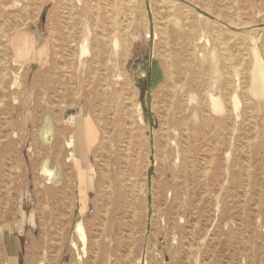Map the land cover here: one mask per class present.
Masks as SVG:
<instances>
[{
  "label": "rangeland",
  "instance_id": "rangeland-1",
  "mask_svg": "<svg viewBox=\"0 0 264 264\" xmlns=\"http://www.w3.org/2000/svg\"><path fill=\"white\" fill-rule=\"evenodd\" d=\"M258 62L264 0H0V264H264Z\"/></svg>",
  "mask_w": 264,
  "mask_h": 264
},
{
  "label": "bare ground",
  "instance_id": "bare-ground-1",
  "mask_svg": "<svg viewBox=\"0 0 264 264\" xmlns=\"http://www.w3.org/2000/svg\"><path fill=\"white\" fill-rule=\"evenodd\" d=\"M114 2H116V1H114ZM131 2V1H130ZM162 2V1H161ZM132 3V2H131ZM168 5V4H167ZM169 6H170V4H169ZM98 7V6H97ZM172 7H174V6H172ZM208 9V8H207ZM206 9V10H207ZM188 10V9H187ZM209 10V9H208ZM133 11V10H132ZM209 12V11H208ZM207 12V13H208ZM239 12V11H238ZM237 12V13H238ZM115 14H117V13H115ZM239 15V14H238ZM116 16V15H115ZM171 16H172V14H171ZM170 16V17H171ZM213 16V15H212ZM219 16V15H218ZM221 16V15H220ZM206 17V16H205ZM113 18H115V17H113ZM134 19V17H131V19ZM207 18V17H206ZM221 17H217L216 19H220ZM116 19V18H115ZM131 20V23H132V21H134V20ZM177 20V19H176ZM232 20V19H231ZM239 20V19H238ZM114 21V20H113ZM206 21V20H205ZM216 24L217 23H219V21L218 20H213ZM234 21V20H233ZM173 22V28H172V30H171V32H172V35L173 36H179V37H182L181 35H185V36H187V37H190L193 41H200L201 39H202V37L201 36H196V32L194 31V28H192V27H189V26H187V25H185V24H180L178 21H175V20H173L172 21ZM230 22H232V21H230ZM245 22H247V21H245ZM236 23H238V22H236ZM116 24V23H115ZM214 24V23H213ZM247 24V23H246ZM131 25V24H130ZM160 25V24H159ZM231 25V24H230ZM232 25H233V22H232ZM245 25V24H244ZM161 26V25H160ZM214 26H215V24H214ZM162 27V26H161ZM166 27V26H165ZM166 29V28H165ZM115 32V31H114ZM114 32L112 33V34H114ZM165 32V31H164ZM167 32V31H166ZM112 36V35H111ZM148 36H149V34H148ZM244 36V35H243ZM165 37H166V35H165ZM111 41V40H110ZM88 42V39H87V37L84 39V42H83V44H82V47L83 46H85L86 45V43ZM165 42L167 43V41L165 40ZM201 42V41H200ZM169 43V42H168ZM168 45V44H167ZM171 48V47H170ZM84 51H86L85 50V48H84ZM170 54V53H169ZM170 56V55H169ZM168 56V57H169ZM170 58V57H169ZM168 62V61H167ZM178 63V62H177ZM168 67H169V65H168ZM170 68V67H169ZM172 69V68H171ZM231 70V69H230ZM232 70H233V68H232ZM162 73H163V71H162ZM172 74V73H171ZM174 74V73H173ZM232 75V74H231ZM171 76V75H170ZM186 76V75H185ZM232 77V76H231ZM231 79V78H230ZM253 80H254V87H255V89H256V92H261V93H263L264 94V68H263V66H262V64H261V62H258L257 63V65H256V68H255V70H254V77H253ZM230 83V82H229ZM231 84H232V82H231ZM230 86V85H229ZM231 87H233V84H232V86ZM175 88H176V86H175ZM246 89V88H245ZM251 90V89H250ZM251 92V91H250ZM229 93V92H228ZM232 93H233V91H232ZM229 95V94H228ZM232 95V94H231ZM211 97V102H212V105H213V107L215 108V109H218L219 107V105H221V103H220V100L217 98V97H215L214 95H211L210 96ZM235 106L236 107H238V101L237 100H235ZM213 108V109H214ZM74 116L72 117V119L74 120ZM72 143H74V146H76V143H75V139L74 140H72V142H71V144L70 145H72ZM90 170L91 171H93V168H90ZM92 179V177H90V180ZM88 180L85 178V176L84 175H82L81 176V185L82 186H84L85 185V187H86V185H87V183H89V182H87ZM92 181V180H91ZM88 186V185H87ZM88 188V187H87ZM189 259V258H188Z\"/></svg>",
  "mask_w": 264,
  "mask_h": 264
},
{
  "label": "crops",
  "instance_id": "crops-1",
  "mask_svg": "<svg viewBox=\"0 0 264 264\" xmlns=\"http://www.w3.org/2000/svg\"><path fill=\"white\" fill-rule=\"evenodd\" d=\"M79 128L80 127H78L77 120H76V132H80ZM82 128H83V134H84L87 142L89 143V142L94 141V139L96 138V129H95L94 125H93V122L88 121V122H86V124L84 123ZM80 148L81 147H80V144H79V146L76 147V150L80 151Z\"/></svg>",
  "mask_w": 264,
  "mask_h": 264
},
{
  "label": "water",
  "instance_id": "water-1",
  "mask_svg": "<svg viewBox=\"0 0 264 264\" xmlns=\"http://www.w3.org/2000/svg\"><path fill=\"white\" fill-rule=\"evenodd\" d=\"M163 80V73L157 60L151 61V84L155 85Z\"/></svg>",
  "mask_w": 264,
  "mask_h": 264
}]
</instances>
